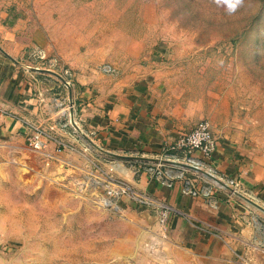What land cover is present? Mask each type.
Instances as JSON below:
<instances>
[{
    "label": "rangeland",
    "instance_id": "obj_1",
    "mask_svg": "<svg viewBox=\"0 0 264 264\" xmlns=\"http://www.w3.org/2000/svg\"><path fill=\"white\" fill-rule=\"evenodd\" d=\"M26 1L51 23L74 21L101 69L155 60L163 103L192 101L219 123L237 117L264 156V0ZM92 171L31 149L0 153V247L9 264H198L146 206L132 195L111 200Z\"/></svg>",
    "mask_w": 264,
    "mask_h": 264
},
{
    "label": "crops",
    "instance_id": "obj_2",
    "mask_svg": "<svg viewBox=\"0 0 264 264\" xmlns=\"http://www.w3.org/2000/svg\"><path fill=\"white\" fill-rule=\"evenodd\" d=\"M59 21L37 17L26 0H0V47L16 60L0 51V105L8 110L0 120V153H26L32 135L27 124L39 125L45 130L42 155L48 161H58L65 168L84 166L91 174L95 169L99 179L108 173L172 208L165 224L160 223L159 208L142 211L159 221L174 244L198 264H264V225L258 226L256 218L264 220L231 190L194 170L115 158L88 140L118 155L190 164V156L177 148L178 141L209 118L216 150L209 158L195 152L192 160L264 205V156L245 139L238 118L226 113L219 123L192 101L175 107L163 103V68L155 60L123 71L115 65L101 69V60L92 56L76 33L74 21ZM32 69L62 75L73 87L74 104L60 79ZM62 106L74 109L76 131L63 127ZM188 181L210 189L211 195H192L186 190ZM0 264H9L1 247Z\"/></svg>",
    "mask_w": 264,
    "mask_h": 264
},
{
    "label": "built area",
    "instance_id": "obj_3",
    "mask_svg": "<svg viewBox=\"0 0 264 264\" xmlns=\"http://www.w3.org/2000/svg\"><path fill=\"white\" fill-rule=\"evenodd\" d=\"M58 105L61 106V102L57 100ZM72 107L62 106L61 112L63 115V127H71L75 128L72 113ZM8 114V110L0 105V120ZM30 129L32 130V135L29 138V148L35 152L43 153L45 149V142L43 141V137L45 136V130L36 124L28 123L27 124ZM217 147L216 139L213 135V131L211 129V125L208 121L203 120L189 133L184 135L179 141L177 148L179 150H183L187 155L190 157L188 158V162L190 164L198 166L197 160H192L191 156L195 152H200L205 158H209L215 152ZM49 157L51 155L47 154ZM170 159V158H167ZM96 181V180H95ZM96 183L105 187L107 194L109 195L110 199L122 197L126 195H132L135 199L138 200L139 203L146 207L151 208H159L160 209V223L165 224L169 217L171 216L173 209L161 205L156 200L152 199L151 197L137 193L131 185L128 183L112 176L109 174H104L99 181ZM186 190L194 196H210L211 190L210 189H199L196 187L193 181H188L186 184ZM109 199V200H110Z\"/></svg>",
    "mask_w": 264,
    "mask_h": 264
},
{
    "label": "water",
    "instance_id": "obj_4",
    "mask_svg": "<svg viewBox=\"0 0 264 264\" xmlns=\"http://www.w3.org/2000/svg\"><path fill=\"white\" fill-rule=\"evenodd\" d=\"M0 51L3 54H5L6 56H8L10 59H12L13 61H16L13 58H11L1 47H0ZM29 69H31V68H29ZM32 70L50 73V74L56 76L58 79H60L67 86V88L69 89V100H70V104L71 105L74 104V91H73V87L68 83V81L62 75H60L58 73H55V72H52V71H48V70H40V69H32ZM71 113H72V119H73L74 126L78 129V126H77L76 121H75L74 109L71 110ZM84 136L86 138H88L86 135H84ZM88 140L94 146H96L99 150H101V151L105 152L106 154L111 155V156H113L115 158H118V159H123V160H136V161H152V162H158V161H160L158 159H149V158L139 157V156L118 155V154H115V153H112V152L104 151L102 148H100L99 146L95 145L92 140H90L89 138H88ZM161 162L163 164L174 165V166L181 167L183 169H190V170H194V171H197V172H201L206 177H208V178L214 180L215 182H217L219 185H222L223 187L231 190L232 192L237 193L239 196H241L243 199H245L248 203H250L251 205H253L257 209H259V210H261V211L264 212V207H262L261 205H259L256 201H254L253 199H251V198H249V197H247V196H245V195H243L241 193H238L235 189L231 188L226 182L222 181L221 179H219L218 177H216L212 173H209L207 171H203L201 168H199L197 166H194L192 164L183 163V162H179V161H175V160H171V159L161 160Z\"/></svg>",
    "mask_w": 264,
    "mask_h": 264
},
{
    "label": "snow or ice",
    "instance_id": "obj_5",
    "mask_svg": "<svg viewBox=\"0 0 264 264\" xmlns=\"http://www.w3.org/2000/svg\"><path fill=\"white\" fill-rule=\"evenodd\" d=\"M237 2H239V0H237Z\"/></svg>",
    "mask_w": 264,
    "mask_h": 264
}]
</instances>
